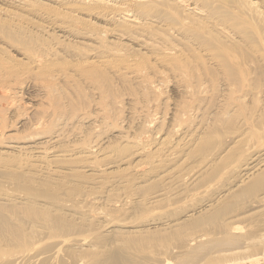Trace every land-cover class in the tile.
I'll list each match as a JSON object with an SVG mask.
<instances>
[{
    "label": "bare ground",
    "instance_id": "bare-ground-1",
    "mask_svg": "<svg viewBox=\"0 0 264 264\" xmlns=\"http://www.w3.org/2000/svg\"><path fill=\"white\" fill-rule=\"evenodd\" d=\"M42 1L0 0L2 5L3 3L8 5L7 7L5 5V7L0 6V35H2L0 36V94L3 95L4 92L6 94L7 91L9 93V89H12L9 88L10 82L13 81L11 79L20 84L22 81L25 83V80L29 78H35V81L37 80V83L44 89L43 94L53 106H50V110H44L47 108L37 109L39 112L40 109L44 110L40 116L33 113L40 119L38 121L35 119L36 123L32 122L33 125L28 121V123H31L30 126L32 125L28 130L32 129L30 130L32 134L29 131L26 134L29 133L30 135L27 136L31 138H35L36 134L40 133V138L45 136V139H47L48 136L44 133L49 130L48 128L44 129L43 126H46L44 124L47 122L44 120H49L51 115H54L53 117L58 116L57 118H68L69 113L71 115L77 113L74 104L69 103V107L64 105L62 108L60 98L64 99L63 97L68 95L65 94V88L61 87V83H57L59 82L57 79H55L57 82L54 81L63 89L54 86V82L50 77L51 72L54 71H51L53 66L59 60H68L73 63L70 64L66 61L65 64H60L61 62L58 64L63 65V67L66 66L64 68L73 69L72 71L75 72L78 80L83 79L85 83L90 81L91 84L100 80L98 84L108 83L110 85L112 81L108 76L111 75L110 71L112 70H115L116 74L118 70L120 71L121 67L118 68L120 66L119 62L121 63L124 60L123 64L125 66H123L126 69L131 66L135 67L133 64L136 61L132 60L134 62L132 63L131 60H127L130 58L121 54V51L124 50L125 52L126 45L129 44L136 50L145 51L146 54L150 51L152 56L155 55L153 59L156 65L162 66L167 63L168 65L171 64L172 67L175 66L176 74L173 75H179L178 82L176 80L179 83L176 84L181 85L179 88L184 85L182 88H191L193 91H197V94L202 91L201 96H203V90H200L202 86L199 87L201 85L200 77L210 81L214 76L219 77L220 75L226 84V92L223 93L222 88L218 89V81L217 84L216 80L214 81L216 86H214L215 84L212 85V80L211 85L210 82H206L210 85L207 86L218 88H215V90L209 88L213 91L212 94L211 91L209 92L210 95L209 93L204 94V98H209L204 99L198 96V102L202 99L209 101L210 97L213 96L215 102L223 105L222 115L214 117L215 127L207 128L208 137L203 138L201 136L197 139L194 137L196 133L191 134L192 136H189L188 140L183 139L184 141L181 142L180 139L176 144L174 142L176 146H173L174 144H171V146L168 139L167 143L165 141V143H160L152 149L151 146L150 149L148 147L139 149L133 147L134 150H131V152L130 150L127 152L125 149H120V151L116 150V153L108 151L95 154L92 152V155L87 154L89 156H86L85 153L88 149L86 145L87 149L84 147L85 155L80 154L82 150L80 152L77 150L79 154H75L74 150L71 149H61L59 152H55L58 145L54 148L52 146L56 144H52L56 141L61 142V140L56 135L50 137L53 136L50 133V135L48 134L50 138L47 140L43 138L45 140L43 142L31 143L29 148L30 151H34V155H27L28 153H26L28 157L21 161L15 160L17 162L16 166L6 168L5 171H11L4 175L6 177H0V185L1 181H12L13 185L10 190L19 193L16 196L8 194L0 197V264H264V0ZM30 11L32 12L29 13ZM25 12L29 14L24 15ZM24 25L29 27L30 30ZM51 32L65 40L58 42L59 40L53 38ZM53 39L58 42V48L53 46ZM94 44H97L96 47ZM196 45L204 57L190 56L191 59L185 56L179 57L183 51H189L192 46ZM116 46H121L120 49L122 50L115 48ZM213 49L224 51V55L215 57ZM6 50L15 51L16 56L9 57V55H5ZM7 53L10 54V52ZM193 53L194 55H200V53L196 54L194 51ZM134 54L137 55L135 51ZM115 56L120 57L119 62L114 61L113 57ZM60 57L63 59H60ZM177 57L179 58L177 59ZM175 58L177 60H174ZM181 60H185L184 64H187L186 62L189 60V64L190 62L191 64L188 66L179 65ZM221 63L226 64V67L223 70L220 68V70L213 71L211 66H218ZM149 65L152 66L153 64L149 62ZM156 65H153V68ZM193 65L195 66L193 67ZM57 68L55 67L56 71ZM153 68L152 71L156 72L154 69L157 68ZM62 69L59 68L61 71ZM177 71L179 72L177 73ZM125 72L122 74H125ZM140 72V74L136 73L135 70L132 73L139 74L140 76L137 79L139 77L141 79L142 71ZM143 72H145V69ZM159 72L157 71V73ZM112 73L116 75L114 71ZM64 74L67 75V72L63 74L61 72L60 75L63 76ZM122 74H119V76H123ZM128 74L130 78V72ZM54 75L56 74L54 73ZM68 76L70 78L71 74L68 73L67 78L65 76L67 80L69 79ZM119 76L117 78L120 79ZM125 76L126 79L127 76ZM133 76L135 79L136 75H132V78ZM71 77L69 80L73 79V76ZM173 78L171 79L175 82ZM83 80H81V84ZM91 80L94 81L91 82ZM68 86L70 88V85ZM76 90L80 92L81 89L76 87ZM5 94L4 96H7ZM106 94L107 92H104L101 95ZM192 94L190 97H192ZM48 101L47 104H49ZM189 102L183 103L186 106L182 105L180 109L186 108V112L190 110L191 114L196 116L198 114L196 109L199 106L195 107V101L193 102L195 106L192 105V101L189 100ZM187 103L193 107H189ZM214 104H212V107ZM187 105L190 109L187 108ZM209 106L208 104L207 108ZM182 111H185V109L175 114L180 116ZM186 112L181 116L186 117V121L189 122L190 112L188 111L187 114ZM201 113L198 115L202 117L205 113ZM87 115L89 116V114ZM87 115H85L84 120L89 119ZM176 115H173L176 122L181 120L180 123H187ZM223 115H226V123H230V127L219 133L217 129L223 122ZM53 121L50 120L48 126L51 127ZM53 123L57 124L56 121ZM68 124H70L69 121ZM195 124L197 125V122ZM15 125L17 126V123ZM21 125L23 126V124ZM72 125L74 126V124ZM200 125L203 124L200 123ZM77 126L75 124V127ZM63 127H65V130L68 128L67 125H63ZM25 128L27 129V127ZM60 128L62 129V127ZM13 129L15 131L16 128ZM56 130L54 131L57 134ZM70 130L68 138L72 136L73 127L71 133ZM52 131L53 129L50 130V132ZM62 133L60 134L62 135ZM67 134L65 133V135ZM80 134L81 132L77 135L88 140L83 136V132V135ZM25 135L23 138L26 137ZM3 136L5 135L1 134L0 140ZM63 136H60V138ZM27 138H25V141H27ZM63 138H66V136ZM81 138H78V141H81L79 140ZM85 139L83 140L85 141ZM66 140L64 141L65 144ZM89 142L91 144L90 140ZM180 142L181 144H179ZM49 143H51L52 149L46 151V148L50 147ZM94 144L92 146H95ZM69 145L73 146V144ZM69 145L64 146L69 147ZM74 146L76 145L74 144ZM93 148L88 150L95 151ZM108 154L114 156H108ZM97 157H102V159L99 158L100 160H98ZM191 158H199L202 161V166L197 167L192 175H187L190 172L185 173L186 177L184 170L189 165ZM106 159H109L110 162L105 161L104 166L102 165L104 162L100 161ZM78 164H80L82 171L73 168L76 165L78 167ZM97 164L106 168L101 169L99 167L98 169ZM138 170H140V175L144 177L146 183L155 185L156 188L152 189L153 192L150 191L152 198H148V203H146L148 201L146 199L145 203L142 200V203L134 204L133 202L134 205L130 206L131 203L129 205L128 202L133 201L130 196L135 192H133L131 185L143 180L142 176L140 178L135 177ZM187 178L188 180H186ZM86 181L91 183L99 181L100 186L98 185V187L100 188L105 183H108V186H110V183L113 184V189H115L114 185L118 186V189L121 188L120 190L122 193L124 192L125 198L129 196V199L125 200L124 198V202L129 200L125 203L126 207L129 205V208L121 204L124 196H120L121 201L118 206L121 204L125 207L123 209L120 207L121 212L124 210L127 212L130 207L132 210L135 208L137 210H142V208L148 210L147 206L150 208L167 201L169 203V201L175 200L176 196L186 195L187 193H189V195L187 194L188 197L192 198V202L182 203L184 209L180 212L174 209L172 212L166 210L167 212H160L148 217V214L146 216L142 214L143 220L141 222L139 220V223L137 221L136 224L131 223L133 225L130 224L129 227L118 226L121 221L117 223L115 222L117 218H114L115 223L113 222V225L116 226L105 225L107 227L101 228L100 225L93 224L95 221L96 223L99 221L95 219L98 214L90 215L88 213L90 212L89 208L82 209L78 207L79 202H76V199L75 201L72 200L74 196L78 195L80 197V195H83L81 194L83 187L80 184ZM86 183L88 186L93 185ZM107 185L104 186L107 187ZM172 186L178 189L171 193V190L167 191V188ZM200 186L203 189L197 188ZM86 188L89 187L86 186ZM86 188H83L85 192ZM107 188L103 190L106 189L105 191H107ZM102 189L100 193H102ZM10 190L9 188L6 189V191L12 193ZM195 190L197 192L193 193ZM89 192L85 196H89ZM111 193L110 190V195ZM62 194L67 195L73 201L72 205H75L73 207L74 212L65 213L62 208V210L60 209L61 206H64V203L59 204V201L62 202ZM102 194L104 197L107 195ZM115 194L113 191L112 198L109 196L108 199L112 201L117 199ZM117 194L121 193L118 192ZM215 194L217 195L213 198ZM137 198L139 199L140 196ZM193 199H195V202ZM78 200H82V198ZM83 200H87L84 201V204L89 201L88 199ZM94 200L95 198L92 199V203ZM96 204L95 206L98 207ZM57 205H60V207H55ZM69 206L68 204V208H70ZM118 206L116 205V208ZM92 208L95 209L91 206L90 209ZM151 209L149 210L151 211ZM93 212L96 211L93 210ZM115 212L120 211L115 209ZM108 221L110 222L109 219ZM125 224L127 225V223Z\"/></svg>",
    "mask_w": 264,
    "mask_h": 264
},
{
    "label": "rangeland",
    "instance_id": "rangeland-1",
    "mask_svg": "<svg viewBox=\"0 0 264 264\" xmlns=\"http://www.w3.org/2000/svg\"><path fill=\"white\" fill-rule=\"evenodd\" d=\"M40 1H42V0H40ZM43 2V1H42ZM41 2V3H42ZM44 4V3H43ZM48 4V3H47ZM5 3H3V5H2V3H0V6L1 7H7L8 5L6 4L5 6ZM32 11H30L29 13H31ZM29 13H24V15L25 14H29ZM43 24V23H42ZM45 25V24H44ZM25 26V25H24ZM25 27H27V26H25ZM27 29L28 30H30V28L29 27H27ZM32 29V28H31ZM50 34H52L53 35V38H55V39H57V40H59L58 42H61L62 40H65V39H61V38H59L60 36H58V35H55V33H53V32H51ZM0 36H2V35H0ZM55 39H53L52 40V42H53V46H55V48L57 47L58 48V42L55 40ZM67 41H69L68 39H66ZM94 41V40H93ZM96 41V40H95ZM56 43V44H55ZM64 43L66 44V42L64 41ZM64 43H62V44H64ZM96 43V42H95ZM55 44V45H54ZM67 44H68V42H67ZM89 44V43H88ZM95 45H97V44H94V46ZM198 45V44H197ZM197 45L196 46H192V48L189 50V51H183L182 52V54H181V56H179V57H204L203 56V54H202V52H200V50H199V48L197 47ZM127 46V49H125V52H124V50L123 51H121L122 49H120V47L121 46H119V47H115V48H118L122 53L121 54H124V57H128V58H130V59H127L128 61L129 60H134V61H136V63H134L133 61H132V63H134L133 64V66H135V67H132L133 69L131 70V67L129 68L130 69V71H129V69H126V67H124L125 65L123 64V62H124V60H123V62L121 61V63L119 62L120 61V57L119 58H117L116 56V58L115 57H113L114 58V61H117V62H119L118 64L120 65H118L117 64V66H119L118 68L120 69V67H121V69H120V71L118 70V73L116 74V71L115 70H112V71H110V76H108V78H110V80L112 81V83L110 84V85H108V83L106 84V83H102V84H98L99 83V81L100 80H98V81H96V82H92V81H94V80H91V82H92V84L90 83V81L88 82V81H86V83H88V84H86L85 83V80H83V79H79L78 80V78H77V75L75 74V72L74 71H72L73 69H68V68H64V67H66V66H64L63 67V65H59L58 63L59 62H61L60 64H65V62L67 61V63L69 62H71V61H68V60H59V62L57 63L56 62V64H55V66H53V68H52V70L51 71H53V72H51V75H50V77L52 78V80H53V82L54 81H56L55 79H57L59 82H57V83H61V87H63V88H65V94L66 95H68L67 97L66 96H64L63 98L64 99H62V98H60V104L62 105V108H63V106L64 105H68V106H66V107H69V103H71V104H74L75 106H74V109L76 110V115L74 114V115H71L70 113L68 114V118H62V117H59V118H57L58 116H56V117H53L54 115H51V117H49V120L47 119V120H44L45 122H46V124H44V125H46V126H43V128L45 129V128H48V130L49 131H47V133H44L46 136H48V137H46L47 139L48 138H50V137H55V135L57 136V138H59V140H61V142L60 141H56V142H53V144L52 145H55V146H52L51 145V143H49L50 144V147L52 146V147H56L57 145V147H56V151H55V149H53V151H55V152H59L61 149H71V150H74V152H75V154H79V153H77L78 151L80 152V150H82L81 152L82 153H80L81 155H85L86 154V156H89V155H92L93 153H98L99 152V154H102V153H104V152H108V151H110V152H114V153H116L117 151H120V149H125L127 152L130 150V152H131V150H134V149H132L133 147L135 148V149H139V148H141V147H150L151 149L153 148V147H155L156 145H159L160 143H165V141H166V143H167V140H168V143L171 145H173L174 144V142H175V144H176V142H178L180 139V141L181 142H183L184 140L183 139H185V140H188V138H190L192 135H194L195 133V138H200L201 136H203V138L205 137H208L209 136V134L207 133L208 131H207V128H211V127H215V123H214V117H216L217 115H222L221 114V111H222V107H223V105H222V103H218V102H215L213 99L214 98H212V97H210V99H209V101H205L204 99H207V98H209V97H206V98H204V94L206 95V94H208L210 91V93L212 94V90H210L209 88H211V89H213L214 88V90H215V88H218V89H221L222 91H224L223 93H225L226 92V84H225V82L223 81V78H222V76H220L219 75V77L217 76V77H213V79H211L212 81H213V84L211 83V80L209 81V79H205L204 77H200V79H199V81H200V84L201 85H199V87H201V89L200 90H203V96H201L202 94H201V92L202 91H199V93L197 94V91H193L191 88H182V90H183V92H182V90H181V88H179V86H181V85H177V84H179V83H177L178 82V79H179V75L177 74V76L176 75H173V74H176V71H175V66H171V64L170 65H168L167 63H165V65H162V66H159V65H156L155 63H154V57H155V55H153L152 56V54H151V52L149 51L147 54L145 53V51H139V50H136V48H133V46H130L129 44H127L126 45ZM129 46V47H128ZM96 47V46H95ZM129 49V50H128ZM127 50H128V52H127ZM132 51H133V53H132ZM134 51H135V53H137V55L136 54H134ZM193 51L194 52H196V54L197 53H200V55L199 54H197V55H194V53H193ZM7 52H10V54L9 53H7ZM15 51H13V50H6L5 51V55H9V57L10 56H16V54L14 53ZM131 52V53H130ZM130 53V54H129ZM192 53V54H191ZM213 53L215 54V57H222L224 54V51H222V50H216V49H213ZM186 54V55H185ZM145 55V56H144ZM147 55V56H146ZM137 56V57H136ZM142 56V58H143V56H144V60L142 59V58H140ZM150 57V60H149V57ZM135 57V58H134ZM179 57H177V59L179 58ZM191 57H190V59H191ZM197 57V58H198ZM205 57H207V56H205ZM112 58V59H113ZM137 58V59H136ZM140 58V59H139ZM146 58H148V60H146ZM60 59H63L62 57H60ZM116 59V60H115ZM118 59V60H117ZM125 59V58H124ZM140 61H139V60ZM142 59V60H141ZM176 58L174 59V60H177ZM195 59V58H194ZM205 59V58H204ZM220 59V58H219ZM122 60V59H121ZM144 61V62H143ZM64 62V63H63ZM116 62V63H117ZM139 62V63H138ZM147 62V63H146ZM149 62H150V64H153V65H156V67L154 66V68H157V69H154L153 68V65L151 66V65H149ZM143 63H145V64H143ZM179 63V62H178ZM183 63V64H182ZM185 63V60L184 61H180V63H179V65H186V66H188V65H190L191 64V62H190V64H189V60H188V62H186L187 64H184ZM192 63H194L193 61H192ZM70 64H73V63H70ZM142 64V65H141ZM167 64V65H166ZM58 65V66H57ZM124 65V66H123ZM130 65V64H129ZM132 65V64H131ZM145 65V66H144ZM222 65V66H221ZM139 66H141V67H139ZM167 66H169V67H167ZM195 65H193V67H194ZM211 66V65H210ZM215 65H212L211 67H212V69H213V71H216L217 69H219L220 70V68L223 70V68H225L226 67V64H223V63H221L220 65H218V66H215ZM55 67H58L57 68V71L55 70ZM138 67V68H137ZM144 67V68H143ZM59 68L60 69H62V71L61 70H59ZM123 68V69H122ZM152 68L154 69V70H156V72H153L152 71ZM216 68V69H215ZM66 71H65V70ZM68 69V70H67ZM125 69V70H124ZM138 69V70H137ZM142 69V70H141ZM145 69V72H143V70ZM173 69V70H172ZM122 70H123V72H122ZM135 70H136V73H139L140 71H142V77H143V75H145V74H148V75H145L143 78L141 77V79H140V77H139V79H137L138 78V76H140L139 74L141 73H139V74H136V73H132L133 71L135 72ZM148 72H147V71ZM59 71H61L62 72V74L63 73H66L67 72V75H68V73L69 74H71V76H73V81L72 80H69V79H71L72 77L70 76V78H69V76H68V80L66 79L67 78V75L66 74H64L63 76L62 75H60L61 74V72L60 73H58ZM114 71V73L116 74V75H114L112 72ZM125 71H129L130 72V78H129V72H125ZM157 71L159 72V73H157ZM125 72V74H126V76H127V74H128V76L126 77L125 76V74H122V73H124ZM162 72H163V74H162ZM171 72H173V73H171ZM179 71H177V73H178ZM53 73V74H52ZM54 73L56 74V75H54ZM73 73H74V75H73ZM107 73H109V72H107ZM143 73H145V74H143ZM171 73V74H170ZM113 74V75H112ZM119 74L121 75H123V76H119ZM136 75L135 76V79H134V76H133V78H132V75ZM156 74V75H155ZM157 74H158V76H157ZM160 74H162V75H160ZM170 74V75H169ZM54 76V78H53V76ZM59 75V76H58ZM187 75V74H186ZM61 76V77H60ZM65 76H66V78H65ZM112 76V77H111ZM117 76H119L120 77V79L119 78H117ZM124 76L126 77V79L124 78ZM173 76H175L174 78H173ZM63 77V78H62ZM75 77V78H74ZM114 77V78H113ZM116 77V78H115ZM123 79H122V78ZM154 77V78H153ZM158 77V78H157ZM62 79V80H60V79ZM161 78V79H160ZM171 78H173V80H175V82L174 81H172V79ZM205 79V82H204V79ZM214 78H216V79H214ZM220 78V79H219ZM31 79V80H30ZM65 79V80H64ZM151 79V80H150ZM155 79H157V80H155ZM169 79V80H168ZM11 80H13V81H11L10 82V85H9V88H12L11 90L9 89V93H8V91H7V93L5 94V92L3 93V95L2 94H0V137H1V134L2 135H5V136H3V138H2V140H0V177H2V176H4V175H7V173H9L10 171L8 170H6L5 171V169L6 168H9V167H13L14 165L16 166V163L17 162H15V160L16 161H21L22 159H24L25 157H28L27 155H34L33 153H34V151L33 150H31L30 151V145H31V143H38V142H43V140L45 139V136L44 137H42V138H40L41 137V134L39 133V134H36V136H35V138L33 137V138H31L30 136H27L29 133L30 134H32L31 132L32 131H30V130H32V129H30V130H28V128H31V126L33 125V123L32 122H34V123H36V121H38L39 119H40V117L38 118V116H40L41 115V112H43L44 110H50V106L51 107H53L51 104H50V101H48L47 100V97H45V95L43 94V92H44V89H42V87L37 83V80L35 81V78L33 79V78H29L28 80H25V83H23V81L19 84L18 82V84L16 83V80H14V79H11ZM68 82H67V81ZM81 80H83L84 81V83H83V81H82V84L84 85H82L81 84ZM124 80V81H123ZM131 80V81H130ZM141 80V81H140ZM143 80V81H142ZM147 80V81H146ZM176 80H177V82H176ZM216 80V84H217V81H218V84L217 85H219L218 87H214V86H216V84L214 83V81ZM15 81V83H13ZM64 81H66V82H64ZM71 81V82H70ZM210 82L209 84L211 85H214V86H211V87H209L210 85L208 84V83H206V82ZM223 81V82H222ZM32 82V83H31ZM52 82V81H51ZM52 82V83H53ZM154 82V83H153ZM155 82H156V84H155ZM174 82V83H173ZM55 84V82L53 83L54 84V86L56 85V87H58L59 89H63V88H61L60 86H58V84ZM64 83V84H63ZM144 83H145V85H144ZM177 83V84H176ZM223 83V84H222ZM13 84V85H12ZM15 84V85H14ZM23 84H24V86H23ZM35 84V85H34ZM37 84V85H36ZM53 84H50V85H53ZM70 85V88H69V86L68 85ZM105 84V85H104ZM203 84H205L206 86V88L204 87V85ZM39 85V86H38ZM80 85V86H79ZM87 87H86V86ZM91 85V86H90ZM177 85V86H176ZM207 85H209V86H207ZM18 86V87H17ZM224 86V87H223ZM76 87H79L81 90H80V92H78L77 90H76ZM91 87V88H90ZM107 88V89H104V88ZM204 87V88H203ZM22 88V89H21ZM38 90H37V89ZM70 90H69V89ZM99 88V89H98ZM112 88V89H111ZM194 88H197V87H194ZM203 88V89H202ZM91 89V90H90ZM95 89V90H94ZM206 89V90H205ZM224 89V90H223ZM86 90H88V91H86ZM89 90L91 91V93L89 92ZM93 90V91H92ZM191 90V91H190ZM204 90H205V92H204ZM208 90V91H207ZM43 91V92H42ZM185 91H186V93H185ZM190 91V92H189ZM20 92V93H19ZM71 92V93H70ZM96 92H98V93H96ZM104 92H107V94L106 95H101L102 93L104 94ZM189 92V93H188ZM11 93V94H10ZM73 93V94H72ZM193 93V94H192ZM210 93H209V95H210ZM4 94L5 95H7V96H4ZM15 94V95H14ZM191 94H192V97H193V99H192V97H190L191 96ZM81 95H83L82 96V98H81ZM85 95V96H84ZM89 95V96H88ZM185 95H187V96H185ZM194 95V96H193ZM90 97V98H88V97ZM111 96V97H110ZM198 96L199 97H201V98H204V99H202V100H199V102H198ZM208 96V95H207ZM3 97H5V98H3ZM70 97V98H69ZM87 97V98H86ZM188 97H190V98H188ZM65 98H69L68 100L67 99H65ZM71 98H72V100H71ZM101 98V99H100ZM104 98V99H103ZM108 98V99H107ZM186 98V99H185ZM61 99H62V102H61ZM192 99V100H191ZM213 101H212V100ZM66 100H67V102H66ZM69 100H71V101H69ZM91 100V101H90ZM188 101V103H190L189 102V100L190 101H192L191 103H192V105L193 106H195L196 108L198 107V109H196V112L198 113V114H200L201 112H203V113H205V114H203V116L201 117V115H202V113H201V115H198V117H197V115L196 116H194V115H192L191 114V112H190V110H188L187 112H186V108H184L185 109V111H182V113H181V115L183 116L184 115V113L186 112V114L187 113H189V115H190V121L188 122V121H186V117H182L181 115L179 116V118L180 119H182V121L184 122V121H186L187 123L186 124H183V123H180L181 122V120L180 121H178V122H176V120L173 118V115H176L175 113H177V112H179L180 110H184V109H180V107L182 106V105H185V104H183V103H185V102H187ZM48 101V103L49 104H47L46 102ZM58 101H59V99H58ZM73 101V102H72ZM88 101V102H87ZM90 101V102H89ZM185 101V102H184ZM195 101V102H194ZM200 101H201V103H200ZM210 101H212V102H210ZM40 102V103H39ZM64 102V103H63ZM105 102V103H104ZM114 102V103H113ZM195 103V105H194V103ZM66 103V104H65ZM88 103H90V104H88ZM107 103V104H106ZM119 103V104H118ZM187 103V104H188ZM213 103H215L214 105H213V107H212V104ZM201 104V105H200ZM208 104L210 105L208 108H207V106H208ZM189 105V107L191 106V108L193 107L192 105H190V104H188ZM188 105H187V108L188 109H190L189 107H188ZM217 105V106H216ZM32 106V107H31ZM104 106V107H103ZM186 106V105H185ZM206 106V107H205ZM103 107V108H102ZM184 107V106H183ZM195 107L193 108V110L195 109ZM205 109H204V108ZM39 108H47V109H44V110H42V109H40V112H39V110H37V109H39ZM97 108V109H96ZM110 108H111V110H110ZM182 108V107H181ZM206 108H207V110H206ZM90 109V110H89ZM204 109V110H203ZM37 110V111H36ZM42 110V111H41ZM104 110V111H103ZM107 110V111H106ZM110 110V111H109ZM179 110V111H178ZM203 110V111H202ZM88 113H87V112ZM91 111V112H90ZM199 111H200V113H199ZM205 111V112H204ZM80 112H81V114H80ZM83 112H85V113H87V114H89V116L87 115V114H85V113H83ZM174 112V113H173ZM195 112V113H196ZM219 112V113H218ZM18 113V114H17ZM36 114V115H38V116H36V115H34V114ZM103 113V114H102ZM179 113V114H180ZM206 113H211V114H209V115H211V116H209L208 114H206ZM85 114V115H87L88 117H89V119L87 118L86 120H84V118H86L85 117V115H84V118H83V115ZM92 114V115H91ZM194 114V113H193ZM78 115V116H77ZM101 115V116H100ZM19 116V117H18ZM105 116H107V117H105ZM177 116V115H176ZM176 116H174L175 118H177ZM186 116V115H185ZM191 116H192V119H191ZM71 117H72V121H71ZM76 117V118H75ZM80 117V118H79ZM82 117V118H81ZM97 117H98V119H97ZM100 117V118H99ZM195 119H194V118ZM209 117H211V118H209ZM222 117H224V118H222V120H223V122L222 123H224L223 125H222V123L219 125V128L217 129V131L219 132V133H222V131L223 130H227V129H229V127H230V123H226V115H223ZM30 120H29V119ZM52 118H54V119H56V120H54V121H56V125H58V126H56L53 122V120H52ZM91 118V119H90ZM96 118V119H95ZM185 118V120H183ZM33 119V120H32ZM35 119H36V121H35ZM62 120V122H61V120ZM68 119V120H67ZM77 121H75V120ZM78 119V120H77ZM93 119V120H92ZM188 119V118H187ZM199 119H200V122H199ZM203 119V121H201ZM225 119V120H224ZM24 120V121H23ZM32 120V121H31ZM50 120L51 121H53V122H51L52 124V126L50 127V126H48V123H50ZM67 120V121H66ZM81 120V121H80ZM91 120V121H90ZM104 120H106V121H104ZM111 120V121H110ZM194 120V121H193ZM27 121V122H26ZM28 121L29 122H31L32 123V125L30 126V124L31 123H28ZM64 121H66L67 122V124H66V122H64ZM68 121H69V123L70 124H68ZM87 121H88V123H87ZM151 121H152V123H151ZM175 121V122H174ZM191 121H193L192 123H190ZM197 122V125L195 124L196 122ZM15 122V123H14ZM20 124H19V123ZM60 123V125H59V123ZM73 122H75V123H73ZM80 122H82V123H84V124H82V123H80ZM93 122V123H92ZM199 122V123H198ZM210 123V124H206V123ZM17 123V126L19 127H17L15 124ZM74 124V126L72 125V124ZM81 125H80V124ZM87 123V124H86ZM100 123H102V124H100ZM104 123V124H103ZM147 123V124H146ZM173 123V124H172ZM200 123H202L203 125H200ZM226 123V124H225ZM2 124V125H1ZM12 124H13V127H12ZM21 124H23V126L21 125ZM25 124H26V126H25ZM61 124H62V126H61ZM75 124L76 125H80L79 127L77 126V127H75ZM192 124V125H191ZM28 125V126H27ZM63 125H67V129H68V134H67V129L65 130V127H63ZM182 125V126H181ZM186 125V126H185ZM188 125V126H187ZM206 125V126H205ZM226 125V126H225ZM237 125V124H236ZM70 126V127H69ZM83 126H85L84 127V129H83ZM87 126V127H86ZM180 126V127H179ZM191 126V127H190ZM203 126V127H202ZM223 126V127H222ZM237 126H239V125H237ZM236 126V127H237ZM25 127H27V129L25 128ZM53 127V128H52ZM60 127H62V129L60 128ZM72 127H73V130H72ZM75 127V128H74ZM194 127V128H193ZM198 127V128H197ZM202 127V128H201ZM204 127H206V128H204ZM13 128H16L15 129V131H14V129ZM51 128V129H50ZM58 128V130H56V129ZM77 128V129H76ZM82 128V129H81ZM92 128V129H91ZM186 130H185V129ZM13 129V130H12ZM19 129V130H18ZM20 129H22L21 131H20ZM24 129V130H23ZM53 129V131L52 132H50V130H52ZM71 129V130H70ZM205 129V130H204ZM18 130V131H17ZM27 130V131H26ZM54 130H56V132H57V134L55 133V131ZM59 130H60V133H62L63 131V133H62V135H64L63 137H65L66 136V138H60V136H62L60 133H59ZM62 130V131H61ZM69 130H70V133L72 132V136L70 137V138H68L69 136H70V134H69ZM76 130H77V132L79 133V132H81V134H82V132L84 133V135L83 136H85L88 140H86L85 138H83L82 136V138L83 139H85V141L79 136V135H77L78 133L76 132ZM79 130H81V131H79ZM87 130H89V131H87ZM92 130V131H91ZM10 131V132H9ZM14 131V132H13ZM29 131V133L28 134H26L27 132ZM44 131V130H43ZM197 131V132H196ZM3 132V133H2ZM18 132V133H17ZM21 132V133H20ZM54 132V133H53ZM75 132V133H74ZM90 132V133H89ZM194 132V133H193ZM203 132V133H202ZM42 133V134H43ZM51 135H53V136H50L49 137V135L50 134ZM53 133V134H52ZM65 133L67 134V135H65ZM92 133V134H91ZM26 134V135H25ZM29 134V135H30ZM49 134V135H48ZM76 134V136H74ZM80 134V135H81ZM185 134L187 135L186 137H185ZM190 134V135H189ZM192 134V135H191ZM24 135L26 136L25 138H27L26 140L28 141H25V138H23L24 137ZM14 136V137H13ZM68 136V137H67ZM181 136H182V138H181ZM190 136V137H189ZM19 137V138H18ZM39 137V138H38ZM75 137V138H74ZM180 137V138H179ZM194 137H192L193 139H194ZM17 138V139H16ZM23 138V139H22ZM44 138V139H43ZM72 138H73V140H72ZM78 138H81V139H79V140H81V141H78ZM28 139H30V140H28ZM32 139H34V141H32ZM35 139H37V140H35ZM40 139V140H39ZM42 139V140H41ZM47 139H45V140H47ZM66 139H70V140H66V144H65V140ZM166 139V140H165ZM24 140V141H23ZM44 140V141H45ZM82 140H83V142H82ZM89 140L91 141V144H90V142H89ZM94 140V141H93ZM130 140V141H129ZM53 141H55V140H53ZM72 141V142H71ZM73 141H75L74 143H73ZM23 142H25V143H27V144H25V143H23ZM60 142V143H59ZM81 142V143H80ZM84 142H85V144H84ZM96 142H98L97 144H98V146H97V144L95 145L94 143H96ZM181 142L179 143V144H181ZM30 143V144H29ZM59 143V144H58ZM63 143H64V145L65 146H68L69 144H73V146L71 147V145H69V147H65L64 145H63ZM78 145H77V144ZM105 143V144H104ZM128 143V144H127ZM134 143V144H133ZM18 144V145H17ZM20 144V145H19ZM62 144V145H61ZM74 144L77 146H74ZM83 144V145H82ZM95 145V146H92V145ZM173 145V146H176V145ZM14 145V146H13ZM27 145H28V147H27ZM60 145V146H59ZM85 145L87 146V148L88 149H92L93 147V149H95V151L94 150H92V151H90V150H88L86 147H85ZM91 145V147H89ZM138 145V146H137ZM171 145V146H172ZM15 146H16V148H15ZM19 146H21V147H19ZM25 146V147H24ZM47 146V145H46ZM45 146V147H46ZM79 146H80V149H79ZM81 146H82V148H81ZM120 146V147H119ZM48 147V146H47ZM50 147H48V149L46 148V151H48L49 149H52V147L50 148ZM87 149V152L85 151V148ZM114 147H116V148H114ZM19 148H25L24 150L22 149H19ZM97 148V149H96ZM108 148V149H107ZM149 148V149H150ZM12 149H14V150H12ZM17 149H19V150H17ZM101 149V150H100ZM113 149V150H112ZM5 150V151H4ZM29 150V151H28ZM78 150V151H77ZM100 150V151H99ZM104 150V151H103ZM117 150V151H116ZM9 151V152H8ZM25 151V152H24ZM45 151V152H46ZM52 151V152H53ZM88 151H90V152H88ZM44 152V153H45ZM73 151H72V153H74ZM86 152V153H85ZM93 152V153H92ZM26 153H28L27 155H26ZM85 153V154H84ZM87 154H89V155H87ZM22 155V156H21ZM108 156H114L113 154L111 155V154H108ZM103 157V156H102ZM102 157H97L98 158V160H100V159H102ZM100 158V159H99ZM107 160L109 161V159H106V160H102V161H100V162H104L102 165H104V164H106L105 163V161L107 162ZM111 160V159H110ZM136 160V159H135ZM14 161V162H13ZM132 161H133V159H132ZM5 162V163H4ZM110 162V161H109ZM108 162V163H109ZM12 163H13V165H12ZM15 163V164H14ZM107 163V164H108ZM79 166L78 167H76V166H74L73 168L75 169V170H78V171H82L81 170V167H80V164H78ZM98 165V164H97ZM99 165H100V163H99ZM97 166L98 167V169H99V167L101 166ZM2 166V167H1ZM105 166V165H104ZM200 166H202V161L199 159V158H191L190 159V161H189V165L185 168V170H184V174L186 173L187 174V172H190V173H188L187 175H192L193 173H194V171H196V168L197 167H200ZM5 167V168H4ZM101 169L103 168V169H105L104 167H100ZM167 171V170H166ZM141 174V172H140V170H138L137 171V173H136V176L135 177H141L142 175H140ZM186 174H185V176H186ZM137 175H139V176H137ZM150 176V175H149ZM4 177H6V176H4ZM146 177H148V176H146ZM145 177V178H146ZM187 177V176H186ZM189 177V176H188ZM141 178H143V180H142V182H141V180H139L137 183H139V184H134V185H131V188H132V190H133V194L130 196V198L133 200V201H131V202H128L129 200H127V202H128V204L130 205V203H131V205L130 206H132V205H134V204H137V203H142L143 201H144V203H145V200L146 199H148V198H152L151 197V193H150V191L151 192H153L152 191V189H154V187L156 188V186L155 185H152V184H149V183H146V180L144 179V177L142 176ZM1 179V178H0ZM186 180H188V178L186 179ZM86 182H88L89 184H93V185H86L87 183ZM86 182H84V183H81L80 185L83 187V188H86V186L87 187H89V188H86V192H85V190L82 188V192H81V194H83L82 196L80 195V197L77 195V196H74L73 197V199L72 200H74L75 201V199H76V202H79L78 203V207H81L82 209L84 208V209H88L89 208V211L90 212H88L90 215H96V214H98V215H96L97 217L95 218V219H97V223H96V221H95V223H93V224H97L98 226L100 225V227L101 228H105V227H107V226H105V225H110V227L111 226H116V225H113L115 222H117V223H119L120 221V223L118 224V226H121L122 225V227L123 226H128L129 227V225L131 224V223H134V224H136V222L138 221V223H139V220H140V222H141V220H143L142 219V217H143V215L142 214H144L145 216H146V214H148L147 215V217L148 216H151V215H154V214H158V213H160V212H165L166 210L167 211H173L174 209H177V211L178 212H180V211H182L183 209H184V206L182 205V203L183 204H185V202H187V203H190V202H192V198L190 199V197H188V195H189V193H187L186 195H178V196H176L174 199L175 200H172V201H169V203H168V201L165 203H162V204H160V205H158V206H154V207H150L149 208V206H147L148 207V210H145V208H144V210H143V208H142V210H137V208H135L134 210H132L131 209V207H130V209H128L127 210V212H126V210H124V211H122L121 212V208L123 209V208H125L126 207V205H125V203H127V202H124L126 199H129V196H126V197H128V198H125V196L123 195L124 194V192L122 193V191L120 190V189H118V186H116V185H114L115 186V189H113L112 188V186H113V184L111 185V183H110V186H108L109 184L108 183H105L104 185H107V187H109V188H107L106 186H102L101 185V188L100 187H98V183H99V181H97V182H95L96 184H97V186H96V184L95 183H91L90 181H86ZM142 183V185H141V183ZM144 182V183H143ZM145 184V185H144ZM148 184V186H146ZM13 185V182L12 181H8V180H6V181H1V187H0V197H4V196H6V195H17V193L18 192H13V191H11L10 189H11V186ZM9 186V187H8ZM95 186V187H94ZM100 186V185H99ZM132 186H134V187H132ZM139 186V187H138ZM91 187H92V189H91ZM107 188L108 190L107 191H105V190H103L104 188ZM9 188V190L12 192V193H10V192H8V191H6V189H8ZM95 188V189H94ZM103 188V189H102ZM113 190H112V189ZM137 188V189H136ZM197 188H199V189H203V187L202 186H200V187H197ZM91 189V190H90ZM97 189V190H96ZM101 189L103 190V191H105V192H103L102 191V193H104V195H106L105 197H107L106 199H105V197L103 196V194L102 193H100L101 192ZM118 189V190H117ZM140 189V190H139ZM171 190V193L172 192H175L178 188L177 187H175V186H172V187H168L167 188V191L168 190ZM110 190H111V192L113 193V191H114V193H116L115 194V196H116V198L117 199H113V201L110 199H108L109 198V196H110V198H112V193H111V195H110ZM116 190H117V192H116ZM121 192H120V191ZM136 190H137V192H136ZM88 191H90V192H92V193H90L89 192V196H85L86 195V193L88 194ZM109 191V192H108ZM95 192V193H94ZM109 194H108V193ZM121 193V194H117V193ZM147 192H149V194H147ZM195 192H197L196 190L195 191H193V193H195ZM16 193V194H15ZM97 193H99V194H97ZM145 193V194H144ZM19 194V193H18ZM101 194V195H100ZM137 194V195H136ZM139 194V195H138ZM58 195H59V193H58ZM63 195V197L61 198V201L62 202H60L59 201V204H63L64 206H61L60 207V205H57V206H55V207H60V209L62 210V211H64L65 213H72V212H74L73 210H75V209H73V207H75V205L73 206L72 204H73V201L72 200H70L69 198H68V196L67 195H64V194H62ZM90 195H91V198H90ZM114 195V194H113ZM217 194H215L214 196H213V198L216 196ZM92 196H93V198H92ZM102 196V197H101ZM120 196H124L122 199H123V201H121V197ZM138 196H140V198L138 199L137 197ZM143 196V198H141ZM146 196H149V197H147L146 198ZM186 196V197H185ZM190 196H191V194H190ZM188 197V198H187ZM262 197V196H261ZM260 197V198H261ZM82 198V200H78V199H81ZM95 198V200L93 201V203H92V199H94ZM124 198H125V200H124ZM202 198V197H201ZM200 198V199H201ZM65 199V200H64ZM83 199H88L89 201H88V203H86V204H84V201L86 202L87 200H83ZM91 199V200H90ZM98 199V200H97ZM120 199V200H119ZM136 199V200H135ZM190 199V200H189ZM78 200V201H77ZM108 200H109V202H108ZM116 200V201H115ZM143 200V201H142ZM189 200V201H188ZM70 201V202H69ZM98 201V202H97ZM121 201V204H123V206L125 205V207H123L121 204H120V206H118V204H119V202ZM151 201H153V200H151ZM193 201L195 202V199H193ZM201 201V200H200ZM90 202V203H89ZM124 202V203H123ZM133 202H134V204H133ZM149 202V199H148V201L146 202V203H148ZM199 202V201H198ZM65 203L67 204L66 206H65ZM96 203H98V204H96L98 207H96L95 206V204ZM100 203V204H99ZM186 203V204H187ZM68 204L70 205L69 207L70 208H68ZM92 204V205H91ZM111 204V205H110ZM118 206L117 208H116V205ZM181 206H180V205ZM71 205H72V209H71ZM86 205V206H85ZM88 205H89V207H88ZM93 206V207H95V209H90L91 208V206ZM104 205V206H103ZM106 205V206H105ZM109 205V206H108ZM129 205H127V207L126 208H129L128 206ZM163 205V206H162ZM201 205V204H200ZM176 206H177V208H176ZM183 206V207H182ZM58 207V208H59ZM64 207V208H63ZM66 207V208H65ZM115 207V208H114ZM121 207V208H120ZM245 207H247V206H245ZM80 208V209H81ZM103 208V209H102ZM152 208V209H151ZM100 211H98V210ZM107 209H109V210H107ZM113 209V210H112ZM115 209L117 210L118 209V211H120V212H118V213H116L115 212ZM149 209H151V211L149 210ZM170 209V210H169ZM91 210H92V212H91ZM93 210H95L96 212H93ZM110 210H112V212H110L109 213V211ZM103 211V212H102ZM113 211H114V213H113ZM150 211V212H149ZM166 211V212H167ZM78 212H80L79 210H78ZM131 212V213H130ZM94 213H96V214H94ZM120 213V214H119ZM121 213H123V214H121ZM88 214V215H89ZM166 214V213H165ZM89 215V216H90ZM121 215V217H119ZM111 218V219H110ZM113 218V219H112ZM114 218L116 219L117 218V220L115 221L114 220ZM106 219V220H105ZM110 220V222L108 221L107 222V220ZM112 220V221H111ZM115 221V222H114ZM123 221H124V223H123ZM131 221V222H130ZM114 222V223H113ZM130 222V223H129ZM98 223H101V224H98ZM108 223V224H107ZM116 223V224H117ZM125 223H127V225L125 224ZM92 225V224H91ZM133 224H131V226H132ZM124 228V227H123Z\"/></svg>",
    "mask_w": 264,
    "mask_h": 264
}]
</instances>
